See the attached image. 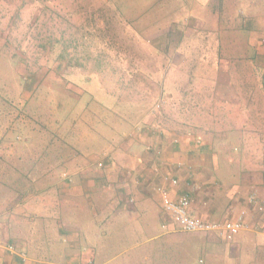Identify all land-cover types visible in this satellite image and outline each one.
I'll list each match as a JSON object with an SVG mask.
<instances>
[{
	"label": "rangeland",
	"instance_id": "rangeland-1",
	"mask_svg": "<svg viewBox=\"0 0 264 264\" xmlns=\"http://www.w3.org/2000/svg\"><path fill=\"white\" fill-rule=\"evenodd\" d=\"M223 1L201 5L194 0H0V212L13 211L23 202L28 206L37 203L34 179L28 178L31 173L38 186L60 182L71 186L75 174L93 176L98 175L96 170L104 171L93 165L103 152L112 156L105 168L115 162L114 166L123 169L131 159H141L142 147L129 154L120 153L119 145L123 148L137 139L145 142L148 135L154 138L144 148L151 144L155 153L162 148L159 143L165 145L161 139L165 131L177 134L172 142L178 136L193 138L194 134L209 139L213 135L208 131L210 88L223 85L221 93L225 94L231 86H243L232 71L221 70L219 59L230 64L232 55L228 47L215 46L216 42L224 45L235 39L252 58L250 62H257L258 52L249 46L241 19L250 11L264 13V0H253V6L248 0ZM199 15L210 25L196 29L195 35H184V29L194 25ZM230 18L234 25L227 29ZM240 55L234 54L233 59L239 62ZM263 68L259 66L260 76H264ZM232 76L231 86H225ZM205 96L208 99H203ZM218 104V114L241 106L231 110L229 119L251 129L246 135L254 144L251 150L264 152V132L257 122L253 127L252 122L247 123L252 103L224 100ZM137 126L142 129L137 131ZM64 172L74 181L64 180ZM57 188L49 192L59 198L52 209L54 216L89 222L83 212L90 200L70 198ZM29 193L32 196L25 199ZM151 199L154 207L158 206L154 212L139 211L137 218L128 211L120 213L124 231L146 222L150 226L134 244H116L117 256L110 264H122L124 258L139 253L149 255L151 263H163L161 257L153 260L154 254L161 252L163 238L152 236L163 234L167 214L159 206V198ZM16 216L12 214L9 220L16 222ZM37 222L33 227L36 233L28 238L31 248L46 251L49 243L63 246L50 241L61 237L55 223L44 236L43 223ZM180 238H186V243L180 245L179 257L170 264H190V257L199 264L205 255L193 243L202 239L182 234ZM183 247L185 260L180 258ZM242 253L234 256L237 259L227 258L228 264H248L247 251ZM258 255L256 263L264 264V248Z\"/></svg>",
	"mask_w": 264,
	"mask_h": 264
},
{
	"label": "crops",
	"instance_id": "crops-1",
	"mask_svg": "<svg viewBox=\"0 0 264 264\" xmlns=\"http://www.w3.org/2000/svg\"><path fill=\"white\" fill-rule=\"evenodd\" d=\"M194 1L201 5H208L223 0ZM251 2L253 0H248V3L253 6L255 2L253 4ZM223 4H225L224 1ZM243 17L244 14L241 19L242 25H244L243 31L247 33L249 46L251 45L258 52L257 62H250L252 58L247 51H244L245 49L239 48L238 41L235 39H230L224 45L221 42H216L215 46L219 44L221 45L219 47L224 49L228 47L229 53L232 55L230 64L227 63L228 60L219 59L221 70L227 71V73L232 71L233 76L241 79L243 86L237 84V87L233 88L230 85L232 76L225 82V86H231L228 93H221L223 85L214 90L210 88L209 100L212 107L208 114L210 117L208 131L213 135L204 140L198 139L197 135L199 134H194L193 138H190V135H183L177 137L178 142H172L177 134L165 131L166 134L161 138L165 145L161 146L162 144L158 142L162 147V152L158 149L157 155H150V152L144 148L145 144L154 138L150 135L147 136L148 139L145 142H142L143 144L139 143L140 139H137L136 142L125 145L123 148H120L119 145L120 153L129 151V154L142 147L144 156L141 159H131L123 169L121 166V169L119 166H114V162L110 167L103 168L104 171L96 170L98 175L90 176L83 172L75 174V183L71 186H64L61 182L60 184L55 183L54 186L51 184L38 186L33 173H31L28 178L34 179L33 189L35 191L33 193L35 197H39L37 203L28 206L23 202L22 205L12 209L13 211L8 208L6 211L0 212V264H89L90 262L97 264L96 261L101 262L100 264H110L117 256L114 255L116 244L119 242L127 246L134 244L150 226L149 222H146L138 226H130L124 231L123 223L119 219L120 213L128 211L133 214L132 218L134 214H137L135 217L137 218L139 211L154 212L158 206L154 207L152 197L160 199L159 206L163 209L162 198L157 188L161 186L171 188L169 181H166L164 176H169V178L175 176L180 180L177 188L178 194L191 189L194 208L203 218L221 220L232 206L235 211L251 209L247 199L253 191L258 192L264 202V152L251 150L254 144L246 137L247 132H251V129L245 128L246 126L239 127L229 119L231 110L240 109L241 106L234 107L232 105L231 109L227 106L228 108L221 114L217 112L218 102H224V100L236 101V104L243 101L251 102L252 110L250 112L248 110L246 114L247 123L250 125L252 122L250 125L252 126L254 122H257L259 128L264 132V76L259 75V66H264V44H262L264 43V13L250 11L246 17ZM194 20V25L184 29V35H195L196 29H204L210 25V21L201 19L200 15ZM233 20L232 18L226 20L227 29L234 25ZM203 46H208V44ZM210 54H214V52ZM234 54H241L237 60L239 62L233 59ZM249 65L252 66V69L248 68ZM246 68L249 69L247 72ZM248 85L250 87H247ZM238 90L242 93L237 92ZM217 91L220 94H217ZM206 98V96L203 97V99ZM198 132L205 133L206 130L199 129ZM233 139H237L236 142ZM239 150L241 152L236 154L235 152ZM162 153L167 157L161 156ZM132 157L134 155L129 158ZM93 165H96L95 161H93ZM233 166H238V168L235 167V170H232ZM157 167L159 172L156 171ZM96 168L98 169V167ZM127 168L133 170L132 177L127 176ZM39 176L45 175L40 173ZM140 182V185H136ZM34 185L36 186L34 187ZM55 186L58 187L60 193L69 194L70 198L71 196H82L90 200L91 204H88L83 212L89 222L85 224L83 221L81 223L73 222V220L67 221L62 220V217L54 216L52 209L57 206L59 198L49 192ZM30 195L32 196L29 193L25 199L30 198ZM12 214L17 215L16 222L14 218L9 220ZM250 218L252 220L255 218L260 223L264 221L262 215L255 213L252 209ZM38 220L43 223L44 236L50 231V225L56 224L61 237L50 241L56 240L63 246L57 247L49 243L46 251H37L30 247L28 238L36 233L33 227L39 223ZM163 224L164 222L162 228ZM13 229L18 233H14ZM162 231V235L152 236L153 239L161 236L163 238L162 243L159 244L161 252L154 254L153 257V260L161 257L162 264L173 263L179 257L180 245L186 243V238L185 241L180 238L181 234L202 239L200 242L193 243L197 249L201 250L200 254L205 255L199 258V264H228L227 258L237 259L234 256L244 255L242 250L244 253L245 250L247 251L248 264H257L258 254L264 248V234L254 230H242L235 234L232 241L222 239L214 233H184L178 231L175 225H173V230L168 231L163 228ZM182 251L184 253L180 258L185 260V247ZM165 254L168 255L165 257ZM208 255L210 257H207ZM151 261L149 255L139 253L136 256L130 255L124 258L122 264H136V262L137 264H156ZM190 261V264H194L193 257H190ZM177 264L180 263L177 262Z\"/></svg>",
	"mask_w": 264,
	"mask_h": 264
},
{
	"label": "built area",
	"instance_id": "built-area-1",
	"mask_svg": "<svg viewBox=\"0 0 264 264\" xmlns=\"http://www.w3.org/2000/svg\"><path fill=\"white\" fill-rule=\"evenodd\" d=\"M141 129L142 126H137L136 128L137 131ZM178 141V138L174 139V142ZM153 149V145H146L147 151L152 152ZM154 154L156 153L154 152ZM111 159V154L103 152L97 158L96 165L99 168H105L107 164L111 163ZM156 171L159 172L158 167ZM127 176H132V170L129 169L127 171ZM62 177L68 183L74 181L73 177H71L68 172L62 173ZM164 178L166 181H169V186H171L170 189L172 190L171 191L167 186L157 188L162 198L163 210L167 214V219L163 224L165 230H173V225H175L178 231L184 233H214L227 241H232L235 234L242 230H254L264 234V221L260 223L259 220H255V218L252 220L250 218L252 209L255 213L262 215V219L264 220V202L261 200L258 192L253 191L248 196L247 203L251 209L247 208L243 211H235L234 206H232L227 210L221 220H212L203 218L196 212L191 189L184 190L181 194H178L176 188H178L180 180L175 176L171 178H169V176H164Z\"/></svg>",
	"mask_w": 264,
	"mask_h": 264
},
{
	"label": "trees",
	"instance_id": "trees-1",
	"mask_svg": "<svg viewBox=\"0 0 264 264\" xmlns=\"http://www.w3.org/2000/svg\"><path fill=\"white\" fill-rule=\"evenodd\" d=\"M140 184H141V182L138 185H140ZM92 264H94V263H92Z\"/></svg>",
	"mask_w": 264,
	"mask_h": 264
}]
</instances>
